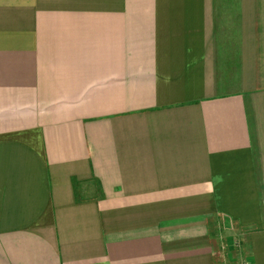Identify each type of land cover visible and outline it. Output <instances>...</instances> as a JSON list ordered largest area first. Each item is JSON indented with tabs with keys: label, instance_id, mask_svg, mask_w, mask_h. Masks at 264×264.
I'll return each instance as SVG.
<instances>
[{
	"label": "crops",
	"instance_id": "obj_1",
	"mask_svg": "<svg viewBox=\"0 0 264 264\" xmlns=\"http://www.w3.org/2000/svg\"><path fill=\"white\" fill-rule=\"evenodd\" d=\"M0 264H264V0H0Z\"/></svg>",
	"mask_w": 264,
	"mask_h": 264
}]
</instances>
